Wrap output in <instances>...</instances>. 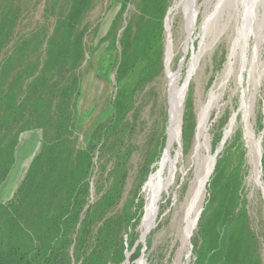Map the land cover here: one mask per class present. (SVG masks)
Instances as JSON below:
<instances>
[{
    "label": "trees",
    "instance_id": "1",
    "mask_svg": "<svg viewBox=\"0 0 264 264\" xmlns=\"http://www.w3.org/2000/svg\"><path fill=\"white\" fill-rule=\"evenodd\" d=\"M98 1L43 0L40 23L21 31L25 0H0V188L13 168L20 136L39 131L41 137L11 199L0 201V264H123L129 252L131 263L142 255L138 227L144 201L137 192L160 159L164 135L139 170L134 197L122 202L140 99L163 77L171 0H108L105 12L119 8L94 44L102 19L92 27L85 18ZM102 45L113 94L85 134L78 107L83 74ZM190 109L187 104L182 118L185 148L194 135ZM226 121L216 127L214 149ZM243 143L238 134L215 160L190 264H264V222L258 236L242 197ZM262 146L264 175V134ZM147 193L146 203L149 187Z\"/></svg>",
    "mask_w": 264,
    "mask_h": 264
},
{
    "label": "rangeland",
    "instance_id": "2",
    "mask_svg": "<svg viewBox=\"0 0 264 264\" xmlns=\"http://www.w3.org/2000/svg\"><path fill=\"white\" fill-rule=\"evenodd\" d=\"M43 0H25L26 17L23 20L21 31L35 28L41 21L43 10ZM210 1V3H209ZM233 1V0H231ZM230 0H193V8L197 16L195 19L194 32L190 35L187 31L189 17V7L187 0H171V4L166 13L165 39H164V71L163 77L154 80L148 87L147 92L140 99L139 123L133 134L132 144L134 152L129 161V172L127 184L124 190V203L127 199H132L139 184V170L150 152H155L157 140L164 135L168 139V129L171 113V101L173 90L171 80L178 76L177 87L180 88L186 83L185 94L183 95L182 107L179 113L180 125L187 104L191 106V113L195 119L194 135L189 148L182 144V125L180 138L177 139L170 154V165L163 169L161 178L163 182L167 180L168 173L171 172L170 185L163 190L157 204V212L150 231L145 234L141 257L127 264H136L141 258L143 264L150 261L162 264H190L192 260V238L196 231V226L200 213L203 210L207 199L206 185L213 172V157L221 156L228 144L235 136L241 134L246 148V155L241 166L242 175V197L246 200L249 219L252 230L261 235L264 222V175L261 168V156L263 151V128H264V40L258 53L257 69L263 67V76L257 90L248 84L249 65L241 70L242 60L240 57L250 61L253 52V36L245 33L239 54L232 66V76L226 81L221 80L228 56L234 48V43L239 37V32L243 26L242 20L236 24H231L222 34L217 42L205 51L203 56L196 63L192 72L189 73L192 58L196 56L200 48L202 37L201 26L204 21L205 6L208 4L207 12L211 13L221 3L233 7ZM108 0H99L92 12L85 20L92 24V27L101 20L97 37L94 38L96 44L106 35L108 27L113 20V16L118 11V6H114L105 12ZM211 7V8H210ZM133 11V8H130ZM241 12V8L237 15ZM259 13L264 14V5L259 8ZM242 16H236V18ZM88 41H91L89 37ZM93 44V45H94ZM239 45V44H238ZM105 47L100 49L89 60L85 68L81 85V97L78 103L79 115L84 123L85 134L93 127L96 117L107 109V105L112 97L113 77L109 70L103 66ZM169 105H168V95ZM250 104V114L248 122L245 121V106ZM182 112V117H181ZM226 119L227 124L223 128L222 138L217 145V149L212 148L213 134L222 119ZM261 119V120H260ZM205 121L204 136L198 132L199 125ZM249 123V124H248ZM252 131L253 140L259 139L258 156L259 177L256 182L253 177L255 153L249 141V131ZM262 127V129H261ZM33 133V134H32ZM24 132L20 136V143L16 149L15 162L7 179L0 188V201L8 202L22 178L24 177L29 162L38 153L39 139L36 132ZM39 133V132H38ZM167 133V134H166ZM179 133V135H180ZM165 138V142L167 140ZM151 139L152 142H151ZM27 141V142H26ZM29 141V142H28ZM224 141V143H222ZM166 145L164 144V147ZM163 147V148H164ZM166 149V148H164ZM160 159L155 162V169L149 173L146 181L138 190V196L144 201L143 213L138 227L139 236L141 234V221L145 211L146 195L156 182V177L160 170ZM110 166H108L109 169ZM100 165L94 171L93 179L97 181ZM210 172L202 188L198 189L199 175H203L207 169ZM152 180V181H151ZM148 182V183H147ZM147 184V188H146ZM94 194V191L92 190ZM151 194V192H150ZM95 195V194H94ZM150 197V196H149ZM96 199V195L94 197ZM147 204V203H146ZM191 217L193 226L188 236L185 235L186 219ZM150 240V248L146 249V243ZM140 240V238H139ZM139 242V241H138ZM146 251V252H145ZM128 253V254H129ZM262 257L264 262V247H262ZM123 264H126L125 262Z\"/></svg>",
    "mask_w": 264,
    "mask_h": 264
},
{
    "label": "bare ground",
    "instance_id": "3",
    "mask_svg": "<svg viewBox=\"0 0 264 264\" xmlns=\"http://www.w3.org/2000/svg\"><path fill=\"white\" fill-rule=\"evenodd\" d=\"M231 1V0H230ZM188 7H189V17L190 20L188 22V28L187 31L190 35L194 32V26H195V19H196V12L193 8V0H187ZM210 3V1H209ZM233 7H230L229 5L226 7L225 3L219 4L214 11L211 13L207 12L208 5L205 6V18L203 21V24L201 26L202 31V37L200 42V48L198 53L195 57L192 58L191 66L189 67V73L192 72L193 68L195 67L196 63L199 61V59L203 56L205 51H207L210 46L217 42L222 34L230 27L231 24L238 23L239 20H242L243 26L241 27V31L239 32V37L237 41L234 43V48L232 49V52L228 56V61L225 65V70L223 72V76L221 80L226 81L232 76V66L235 63L236 55L240 52L241 47V41L245 33L251 34L253 36V52L251 54V60L246 61L245 58L240 57L242 60L241 63V70H243L247 65H249V78L247 80L248 84L253 88V90H257L259 88V85L261 83V79L263 76V67L261 70L257 69V61H258V53L260 51V48L262 46V42L264 40V14L259 13V8H261L264 5V0H233L231 1ZM211 8V7H210ZM239 8H241V12L238 14L239 16H242V18H236L237 13L239 11ZM239 44V45H238ZM264 66V65H263ZM177 81L178 76L173 77L171 80V86L173 90V99L170 103L171 105V113H170V122H169V128H168V139L165 146V151L162 155L161 161H160V170L157 175L156 182L151 187V194L149 197V200L147 204H145V211L144 215L142 217V223H141V235L147 234L152 225L153 220L155 218L156 212H157V204L158 201L163 193V190H165L171 182V172L168 173V178L165 182H163V178H161V172L164 168L168 167L170 163V154L173 150V146L176 143L177 139L179 138V129H180V119H179V113L182 107V101H183V95L185 94V87L186 83L182 86V88L177 87ZM170 96V94H169ZM244 117L245 121L248 122L249 120V114H250V104L244 107ZM249 124V123H248ZM247 124L249 136V141L251 142V146L253 147V151L255 153V163H254V170H253V177L256 182L257 178L259 177V170H258V146L259 139L256 141L253 140L252 131L249 128V125ZM204 130H205V121H202L199 125L198 132L201 134V136H204ZM210 172V168L205 171L203 175H199V181H198V189L200 190L204 184V182L207 179V175ZM186 229H185V235L188 236L190 233V230L193 226V220L191 217H188L186 219ZM127 264V262H126ZM136 264H143L142 260H139Z\"/></svg>",
    "mask_w": 264,
    "mask_h": 264
},
{
    "label": "water",
    "instance_id": "4",
    "mask_svg": "<svg viewBox=\"0 0 264 264\" xmlns=\"http://www.w3.org/2000/svg\"><path fill=\"white\" fill-rule=\"evenodd\" d=\"M165 25H166V20H165V23H164V30H165ZM166 31V30H165ZM183 86V85H182ZM180 88H182V87H180ZM168 105H169V95H168ZM169 107H170V105H169ZM181 117H182V112H181ZM168 119H169V110H168ZM169 123V122H168ZM169 125V124H168ZM181 125H182V119H181ZM181 125H180V129H181ZM168 129V128H167ZM263 134H264V128H263ZM179 133H180V130H179ZM167 134V133H166ZM180 136H181V133H180V135H179V138H180ZM166 140H167V138H166ZM222 143H224V141H222ZM165 145H166V142H165ZM257 146L258 147H260L259 146V144H257ZM165 148V147H164ZM165 150V149H164ZM213 165H215V162H214V157H213ZM214 169V168H213ZM145 235H141L140 234V240H139V242L138 243H143V241H144V239H145ZM129 255H130V253L129 254H127L126 255V261H125V263L127 262V259H128V257H129ZM140 260H142V258L140 259Z\"/></svg>",
    "mask_w": 264,
    "mask_h": 264
},
{
    "label": "crops",
    "instance_id": "5",
    "mask_svg": "<svg viewBox=\"0 0 264 264\" xmlns=\"http://www.w3.org/2000/svg\"><path fill=\"white\" fill-rule=\"evenodd\" d=\"M39 132V131H38ZM38 132H36V133H34V134H36V136L38 137V139H39V142H40V132L38 133ZM32 133V132H31ZM33 134V133H32ZM27 142V141H26ZM29 142V141H28ZM2 203H5V202H2Z\"/></svg>",
    "mask_w": 264,
    "mask_h": 264
}]
</instances>
